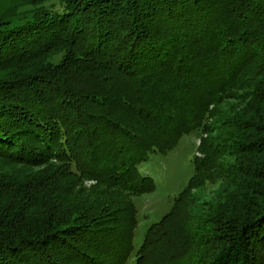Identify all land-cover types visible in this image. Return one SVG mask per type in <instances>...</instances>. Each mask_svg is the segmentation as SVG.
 Listing matches in <instances>:
<instances>
[{"label":"trees","instance_id":"1","mask_svg":"<svg viewBox=\"0 0 264 264\" xmlns=\"http://www.w3.org/2000/svg\"><path fill=\"white\" fill-rule=\"evenodd\" d=\"M194 130L136 264L185 202L177 264H264V0H0V264H124L138 165Z\"/></svg>","mask_w":264,"mask_h":264},{"label":"rangeland","instance_id":"2","mask_svg":"<svg viewBox=\"0 0 264 264\" xmlns=\"http://www.w3.org/2000/svg\"><path fill=\"white\" fill-rule=\"evenodd\" d=\"M208 122L213 123L209 119ZM199 137V130L184 134L172 149L164 153L153 152L147 160L138 165L139 173L152 179L154 189L151 192L130 197L136 208L137 225L132 232V250L124 264H136V257L142 248L141 244L147 229L170 211L174 198L178 196L193 175V160L194 158L202 157L197 149L201 143ZM64 178L68 177L64 176ZM75 181L79 182L78 179H73L72 177L69 179L71 184L75 183ZM206 183L205 190L193 191L194 197H201L200 202L203 199H209L211 191L216 186L209 182ZM79 184H82L85 189H90L94 181L86 179ZM126 195L129 197V194ZM187 217L188 206L187 202H185L175 210L173 215L161 227L163 232L165 231L167 236H171L177 225L186 223ZM163 232L157 233L158 239L151 241L147 245L146 250L142 253L143 256L139 259V264H177L178 259L174 252L178 251L180 246L178 243L171 245L166 243L165 237L161 239Z\"/></svg>","mask_w":264,"mask_h":264}]
</instances>
